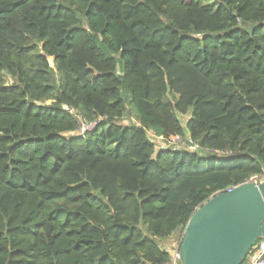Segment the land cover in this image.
Segmentation results:
<instances>
[{"label": "trees", "instance_id": "trees-1", "mask_svg": "<svg viewBox=\"0 0 264 264\" xmlns=\"http://www.w3.org/2000/svg\"><path fill=\"white\" fill-rule=\"evenodd\" d=\"M263 176L264 0H0V264H163Z\"/></svg>", "mask_w": 264, "mask_h": 264}, {"label": "water", "instance_id": "water-1", "mask_svg": "<svg viewBox=\"0 0 264 264\" xmlns=\"http://www.w3.org/2000/svg\"><path fill=\"white\" fill-rule=\"evenodd\" d=\"M261 238L264 180L249 181L215 194L194 211L183 230L181 264H241Z\"/></svg>", "mask_w": 264, "mask_h": 264}, {"label": "built area", "instance_id": "built-area-1", "mask_svg": "<svg viewBox=\"0 0 264 264\" xmlns=\"http://www.w3.org/2000/svg\"><path fill=\"white\" fill-rule=\"evenodd\" d=\"M85 125V129H82L81 133L84 132L86 129L91 128V125ZM157 140H161L165 143H169L171 141H173L174 139H178V138H173V139H169V140H164L162 137H156ZM166 147H159V149H165ZM190 151H196L197 147L196 146H191L189 147ZM264 177V176H263ZM259 179H252L251 181L253 182H257ZM233 188L227 189L226 191L223 192H229L231 191ZM222 192H219L217 194H220ZM183 234L180 236V238L177 240V242L173 245L167 246L165 245L163 247L164 251L168 254V259L165 263L163 264H181V259H180V244H181V240H182ZM249 260H246V258L248 256H250ZM245 260L241 263V264H264V238L259 239L255 245L252 247V249L250 250V252L248 253V255L246 256Z\"/></svg>", "mask_w": 264, "mask_h": 264}, {"label": "rangeland", "instance_id": "rangeland-1", "mask_svg": "<svg viewBox=\"0 0 264 264\" xmlns=\"http://www.w3.org/2000/svg\"><path fill=\"white\" fill-rule=\"evenodd\" d=\"M49 63H50V66L52 68H54V65H53V59H49ZM5 81L10 84L12 82V80L8 77V76H5ZM179 119H180V122L182 124V126H185V123L188 119V116H180L179 115ZM121 124L123 125H134L135 124V121L133 119V117L131 116H127L126 118L122 119L121 121ZM82 129H85V125L82 124L81 127H80V130H79V133H81ZM148 138L153 141L156 145V148L159 150V147H166V148H173V149H185V148H188L191 147V144L189 139L186 138V139H174L173 141L169 142V143H165L161 140H157V138L154 136L153 133L151 132H148ZM264 180V177H262L261 179H259L257 182L259 181H263ZM183 234V231L181 232L180 230L176 231L168 240L166 243H162L161 244V247L163 248L165 245L167 246H170V245H173L177 242V240L180 238V236ZM252 255L248 256L246 258V260H249L250 257Z\"/></svg>", "mask_w": 264, "mask_h": 264}, {"label": "crops", "instance_id": "crops-1", "mask_svg": "<svg viewBox=\"0 0 264 264\" xmlns=\"http://www.w3.org/2000/svg\"><path fill=\"white\" fill-rule=\"evenodd\" d=\"M167 242V240L166 241H164V242H162V243H166Z\"/></svg>", "mask_w": 264, "mask_h": 264}]
</instances>
